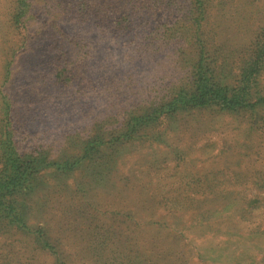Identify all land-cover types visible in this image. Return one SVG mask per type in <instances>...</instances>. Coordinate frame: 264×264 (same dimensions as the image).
Masks as SVG:
<instances>
[{
	"label": "rangeland",
	"instance_id": "obj_1",
	"mask_svg": "<svg viewBox=\"0 0 264 264\" xmlns=\"http://www.w3.org/2000/svg\"><path fill=\"white\" fill-rule=\"evenodd\" d=\"M28 1L17 28L14 0H0V119L19 155L43 159L30 191L0 188V264H264V107L159 114L130 131L136 108L187 82L180 27L197 5ZM115 8L132 13L130 33L114 30ZM204 16L218 80L233 86L264 53V0H207ZM93 134L105 144L86 153Z\"/></svg>",
	"mask_w": 264,
	"mask_h": 264
},
{
	"label": "trees",
	"instance_id": "obj_2",
	"mask_svg": "<svg viewBox=\"0 0 264 264\" xmlns=\"http://www.w3.org/2000/svg\"><path fill=\"white\" fill-rule=\"evenodd\" d=\"M191 2L197 6L189 10V15L185 18L187 24L180 27L181 30L185 28L187 32H191L189 44L194 48V56L190 61L192 63V70L186 78L187 82L181 86L173 84L171 89L172 95L169 100L152 106H144L141 109L136 108L132 112L131 122L134 124L131 126L130 131H134L149 120L158 119L159 114L174 115L184 111L208 107H220L229 111H239L249 107L253 109L258 105L264 107V91L262 92L260 90L261 87H259L262 78L260 75L264 72V53H259L260 55L258 54V56L249 62H242L243 66L240 67V74L235 85L221 84L223 81L218 80L219 72H217L219 65L214 61V57L210 56L211 53H209V40H204L200 36L202 21L205 19L204 12L207 0H191ZM29 9L30 3L28 0H14L11 15L13 17L11 20L12 25L17 28L23 27V19L29 13ZM114 10L119 16L118 20H115L114 30L117 34L130 33L133 28L131 25L132 20L130 19L132 13L129 14V11H126L125 8H115ZM108 14V10L103 12L104 21H106ZM104 21L102 23H105ZM156 31L157 28L150 30L149 42L145 43L144 46L152 47L157 45L158 32ZM175 33H178V29H176ZM165 34L168 33L166 32ZM171 36L175 38L174 34ZM181 37L180 39L185 41L187 36L184 34ZM179 43L181 42H176V44ZM155 48V52L162 49L160 45ZM257 96L258 98H256ZM4 106V114L7 115L8 110H10V104L4 102ZM12 129L13 126L10 120H5V118L0 119V157L3 164V168L0 170V188L5 190L12 188L15 191L18 187L20 191H27V188L30 187L28 183L30 181L31 183L34 182V180H31L34 175V167L35 165L39 166L40 159L43 158L24 154L19 155L17 147L13 142ZM121 136L127 137L129 136V132L121 134ZM84 144L83 150L88 153L97 150V146H103L105 141H103L102 135L93 134ZM78 161L80 159H76V162ZM0 204L3 205L1 201ZM8 211H15V207L9 205ZM20 214L22 216V212ZM21 219L20 217L19 220ZM39 239L44 242L42 237H39ZM44 243L47 244V242Z\"/></svg>",
	"mask_w": 264,
	"mask_h": 264
}]
</instances>
